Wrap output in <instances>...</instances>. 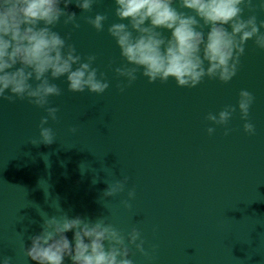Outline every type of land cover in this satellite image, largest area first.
<instances>
[{"label":"water","instance_id":"95a60500","mask_svg":"<svg viewBox=\"0 0 264 264\" xmlns=\"http://www.w3.org/2000/svg\"><path fill=\"white\" fill-rule=\"evenodd\" d=\"M114 7L113 0H98L81 13L74 2L68 5L77 17L106 14L104 31L83 20L79 29L62 22L55 28L61 36L71 33L68 42L82 57L96 55L93 66L106 74L109 88L99 95L73 93L66 78L52 81L62 89L49 98L59 108L57 120L45 125L54 143L28 142L39 139L43 109L26 99L0 100V264L3 257L36 264L24 254L29 237L41 231V215L63 212L105 217L125 235L138 228L151 259L131 246L134 264H264V50L249 40L226 84L205 78L195 88L178 87L173 79L149 83L138 74L121 92L117 85L127 81L113 69L124 60L107 31L117 22ZM256 15L258 23L264 20V12ZM241 89L255 97L249 122L256 133L244 132L237 110L225 136L206 116L236 105ZM209 126L216 127L211 136ZM121 173L129 178L125 192L103 197L105 180ZM129 189L136 195L125 207ZM66 235L71 240L73 233Z\"/></svg>","mask_w":264,"mask_h":264},{"label":"clouds","instance_id":"9594fccd","mask_svg":"<svg viewBox=\"0 0 264 264\" xmlns=\"http://www.w3.org/2000/svg\"><path fill=\"white\" fill-rule=\"evenodd\" d=\"M75 3L81 13L91 12L98 0H0V100L14 103L27 100L46 112L40 120L39 139L33 145L55 142L49 120L56 121L58 107L50 106V97H58L62 89L52 81L66 78L68 90L103 94L109 88L104 72L94 67L97 57H82L76 46L55 30L61 22L79 29V20L97 32L104 31L108 16L97 12L94 16H79L68 11ZM117 22L109 24L108 34L115 40L124 63L113 69L123 81L117 85L121 92L138 78L149 83L173 79L178 87L195 88L205 78L229 83L237 74L245 45L251 40L264 50V20L257 21L256 12H264V0H113ZM63 5V7H61ZM174 5H178L174 6ZM187 10V11H185ZM247 10L249 15L245 17ZM127 21V22H125ZM165 33H168L165 35ZM111 68V62L109 63ZM255 97L241 89L236 105H226L217 113L209 112L206 120L214 126L226 127L233 114L239 111L245 121L243 130L255 135V125L249 122V111ZM206 131L211 136L216 127ZM72 134L77 128H70ZM114 177L111 169L104 168ZM108 184L102 196L115 197L125 192L128 177L122 175ZM99 182V177L93 183ZM135 190H127L121 204L130 207ZM41 214V213H40ZM39 234L30 236V247L24 248L26 257L36 264H134L131 246L151 259L138 228L127 235L105 217L92 221L67 213L41 215ZM72 232L70 240L66 233ZM250 243V241H249ZM155 251V246H153ZM2 264H12L3 257Z\"/></svg>","mask_w":264,"mask_h":264}]
</instances>
